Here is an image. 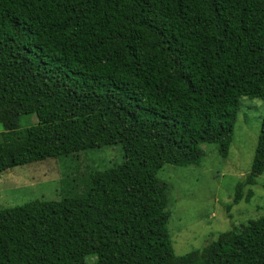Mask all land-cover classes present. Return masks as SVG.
I'll return each instance as SVG.
<instances>
[{
	"label": "trees",
	"instance_id": "1",
	"mask_svg": "<svg viewBox=\"0 0 264 264\" xmlns=\"http://www.w3.org/2000/svg\"><path fill=\"white\" fill-rule=\"evenodd\" d=\"M242 96L264 106V0H0V171L123 156L81 193L0 208V264H264V212L176 254L157 176L202 143L225 158ZM263 173L264 113L233 202Z\"/></svg>",
	"mask_w": 264,
	"mask_h": 264
},
{
	"label": "rangeland",
	"instance_id": "2",
	"mask_svg": "<svg viewBox=\"0 0 264 264\" xmlns=\"http://www.w3.org/2000/svg\"><path fill=\"white\" fill-rule=\"evenodd\" d=\"M263 113L261 99L240 97L225 158L218 155L216 143H202L204 155L200 164H165L158 172V178L169 189L168 230L176 254L202 248L219 232L264 212V173L256 178L255 185L245 186L244 193L251 191L249 200L233 202L236 184L251 170ZM36 122L34 114L22 115L19 129ZM122 160L121 146L116 143L0 171V208L33 200H59L68 191L81 193L89 172L106 169Z\"/></svg>",
	"mask_w": 264,
	"mask_h": 264
}]
</instances>
